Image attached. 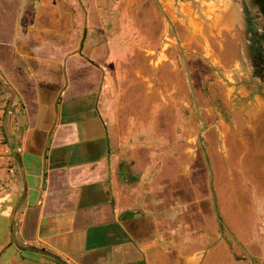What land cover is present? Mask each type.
Segmentation results:
<instances>
[{
  "label": "crops",
  "instance_id": "0c3cea01",
  "mask_svg": "<svg viewBox=\"0 0 264 264\" xmlns=\"http://www.w3.org/2000/svg\"><path fill=\"white\" fill-rule=\"evenodd\" d=\"M122 2L0 0V264H248L171 166L163 92L122 88Z\"/></svg>",
  "mask_w": 264,
  "mask_h": 264
},
{
  "label": "rangeland",
  "instance_id": "374dc122",
  "mask_svg": "<svg viewBox=\"0 0 264 264\" xmlns=\"http://www.w3.org/2000/svg\"><path fill=\"white\" fill-rule=\"evenodd\" d=\"M158 1L183 50L190 86L155 1L124 0L121 16L136 46L124 63L131 71L122 88L141 92L148 79L154 104L163 92L170 111L169 152L179 156L171 166L195 173L212 202L211 225L215 221L235 259L264 264V82L252 74L241 3L259 26L263 18L250 0ZM147 54L154 55L152 65ZM3 95L0 83V131L9 110Z\"/></svg>",
  "mask_w": 264,
  "mask_h": 264
},
{
  "label": "trees",
  "instance_id": "16d2710c",
  "mask_svg": "<svg viewBox=\"0 0 264 264\" xmlns=\"http://www.w3.org/2000/svg\"><path fill=\"white\" fill-rule=\"evenodd\" d=\"M250 2L256 6L263 23L259 26L247 5L241 3L248 58L252 74L264 82V0H250Z\"/></svg>",
  "mask_w": 264,
  "mask_h": 264
},
{
  "label": "water",
  "instance_id": "95a60500",
  "mask_svg": "<svg viewBox=\"0 0 264 264\" xmlns=\"http://www.w3.org/2000/svg\"><path fill=\"white\" fill-rule=\"evenodd\" d=\"M154 1H155L156 5H157L159 11L161 12L163 18H164L165 21L167 22V24H168V26H169V28H170V30H171V33H172V35H173V37H174V39H175V42H176V44H177V46H178V49H179V51H180V53H181V57H182L183 65H184V70H185V73H186V77H187L188 84H189V86H190L189 74H188L187 67H186V64H185V58H184V56H183V50L181 49V47H180V45H179V42H178V39H177L176 33H175L174 29H173V25H172V23L170 22L168 16L166 15V13H165L163 7L161 6V4L159 3V1H158V0H154ZM191 93H192V92H191ZM192 99H193L194 107H195V110H196V117H197V119H199L200 121H202V123H203V127H204V120H203L202 118L198 117L197 106H196V104H195V99H194L193 94H192ZM30 250L37 251V252H39V253H46L43 249L30 248Z\"/></svg>",
  "mask_w": 264,
  "mask_h": 264
},
{
  "label": "bare ground",
  "instance_id": "6f19581e",
  "mask_svg": "<svg viewBox=\"0 0 264 264\" xmlns=\"http://www.w3.org/2000/svg\"><path fill=\"white\" fill-rule=\"evenodd\" d=\"M232 14H233V13H232ZM233 15H234V14H233ZM229 18L232 19L231 17H229ZM229 18H228V19H229ZM226 20H227V18H226ZM225 22H228V20H227V21H224V22H222V23H225ZM225 24H226V23H225Z\"/></svg>",
  "mask_w": 264,
  "mask_h": 264
}]
</instances>
